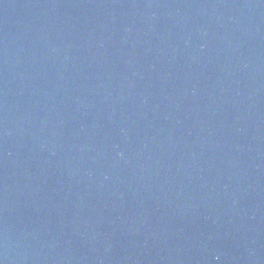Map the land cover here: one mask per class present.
I'll return each instance as SVG.
<instances>
[{
    "label": "water",
    "instance_id": "95a60500",
    "mask_svg": "<svg viewBox=\"0 0 264 264\" xmlns=\"http://www.w3.org/2000/svg\"><path fill=\"white\" fill-rule=\"evenodd\" d=\"M0 264H264V0H0Z\"/></svg>",
    "mask_w": 264,
    "mask_h": 264
}]
</instances>
